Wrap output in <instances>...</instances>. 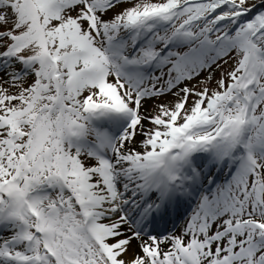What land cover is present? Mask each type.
<instances>
[{
  "label": "snow or ice",
  "instance_id": "snow-or-ice-1",
  "mask_svg": "<svg viewBox=\"0 0 264 264\" xmlns=\"http://www.w3.org/2000/svg\"><path fill=\"white\" fill-rule=\"evenodd\" d=\"M0 264H264V0H0Z\"/></svg>",
  "mask_w": 264,
  "mask_h": 264
}]
</instances>
